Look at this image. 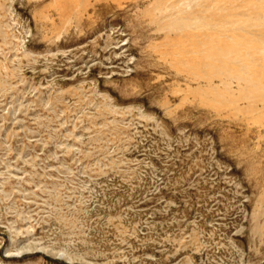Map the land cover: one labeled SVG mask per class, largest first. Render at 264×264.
Segmentation results:
<instances>
[{
	"label": "rangeland",
	"instance_id": "rangeland-1",
	"mask_svg": "<svg viewBox=\"0 0 264 264\" xmlns=\"http://www.w3.org/2000/svg\"><path fill=\"white\" fill-rule=\"evenodd\" d=\"M0 264H264V0H0Z\"/></svg>",
	"mask_w": 264,
	"mask_h": 264
}]
</instances>
